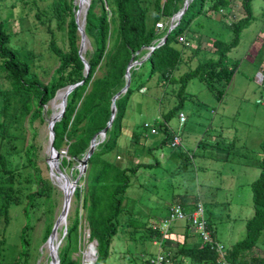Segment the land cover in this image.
<instances>
[{"label": "rangeland", "instance_id": "374dc122", "mask_svg": "<svg viewBox=\"0 0 264 264\" xmlns=\"http://www.w3.org/2000/svg\"><path fill=\"white\" fill-rule=\"evenodd\" d=\"M63 1L69 2L0 0V21L10 35L9 47L27 62L31 74L44 85L55 76L54 71L58 67V59L49 47L50 39L57 48L67 51L66 26L70 16L58 5ZM153 1L142 0L148 25H152ZM72 4L75 6V0ZM250 9L251 21L241 30L236 46L226 54L229 63H236V69L227 86H216L222 92L220 99L214 97L204 82L192 79L181 96L185 124L179 125L177 115L165 124L169 134L180 139L177 148H170L167 142L162 144L164 133L157 129L162 123V116L178 103L177 80L198 63L216 58L211 47L214 40L225 44L232 40L229 26L244 16L240 0H231L229 6L220 11L205 9L172 43L175 49L181 51L182 59L168 82L161 81L158 74L148 79L149 67L144 62L147 50L136 55L135 61L140 65L132 64L130 87L135 88L141 83L143 89L133 91L129 96L116 146L103 156L104 160L113 161L119 169L136 167L135 174L129 175V185L122 196V211L116 218V234L111 239L107 264H146L147 259L158 253L159 243L162 244V251L175 254L183 244L182 233L187 230L183 227L184 222H174L162 240L156 236L148 238L144 234L145 228L158 225L166 217L169 207L181 201L186 207L192 206V210L197 206L203 208L204 217L212 224L216 242L224 249H229L243 238L245 221L253 212L249 184L258 176L261 156L258 144L263 139L264 128V89L254 79L257 72L264 75V0H251ZM57 11L65 16L63 21L57 20ZM157 22L162 23L164 28L155 31L159 43L172 21L171 18L160 17ZM79 44L78 39V47ZM80 45L82 47L83 42ZM82 50V58L91 51L88 39L86 49L82 47ZM102 73L101 67L95 77ZM8 89V79L0 72V91ZM62 98H58L53 111L48 108L51 101L43 106L39 118L29 121V116H26L18 118L15 123H8L7 135L16 137L12 140L13 151L6 150L5 155L29 182L21 184L24 188L21 196L26 192H38L28 207L29 227L25 234L27 264H49L43 235L46 228H52L62 207L64 193L54 184L47 155L48 119L50 114L54 115L52 119L58 115ZM1 107L0 96V121L4 122ZM11 112L12 108H9L7 113ZM213 141L223 151L219 160H212L205 148ZM28 146L33 148V166L37 172L27 163L25 149ZM57 153L60 171L68 181L73 182L77 177L78 163L62 167V159H68L65 148L62 146ZM224 153H227L226 159ZM86 168L80 173L75 187L81 188L82 193L85 191L83 178ZM35 176L44 182L45 188L35 181ZM23 205L24 200L20 205L9 208L8 225L4 231L0 227V234L5 240L0 264H10L20 251L18 235L25 224ZM76 214L78 239L71 260L73 264H82L94 242L88 241L81 199L75 200L72 194L66 228ZM66 228L57 256L64 245ZM249 252L253 255L264 253V231ZM175 260L178 264H190L180 257Z\"/></svg>", "mask_w": 264, "mask_h": 264}, {"label": "trees", "instance_id": "16d2710c", "mask_svg": "<svg viewBox=\"0 0 264 264\" xmlns=\"http://www.w3.org/2000/svg\"><path fill=\"white\" fill-rule=\"evenodd\" d=\"M73 1L58 3L70 16L66 26L67 51L57 48L52 38L50 39L49 47L58 59V67L54 71L55 76L51 77L45 85L31 74L27 62L21 60L17 52L9 47L10 35L0 21V72L8 79L9 85L8 90L0 91L1 117L4 119V122L0 121V227L4 231L9 222V208L20 205L22 200H24L22 214L25 218V224L18 235L20 251L10 264H27L28 262L25 240L29 227L28 207L38 192H26L21 196L24 190L21 184L29 182L18 170L17 165L12 164L5 155L6 150L13 151L12 140L16 137L13 134L7 135L8 123H15L18 118L26 116H29V121L39 118L43 106L51 101L58 90L81 83L66 96L63 115L52 127V147L58 152L63 146L68 159H62L61 165L62 167L71 166L84 156L93 136L105 128L110 116L111 98L124 86L125 71L131 59L135 61L137 54L149 47L153 48L144 61L149 67L148 79L158 74L161 81L168 82L182 59L181 51L175 49L172 43L188 29L201 12H205V9L220 11L227 8L231 0H192L178 24L164 34L165 39L158 47H154L159 40L155 32L159 29L154 27L155 24L160 17L172 18L180 11L184 0H154L152 25L146 22V8L142 6V0H89L83 26L85 37L91 46V51L83 55V60L88 66L86 75L83 62L77 54L79 35L73 10L77 19L78 0H75L77 7L73 6ZM250 2L251 0H240L244 16L230 24L232 40L228 44L218 40L211 43L216 58L198 63L178 78V103L162 116V123L157 127L164 133L162 144L168 143L172 137L165 124L173 115L182 112L183 98L181 96L190 80L197 78L204 82L214 97L217 100L220 99L222 92L216 86H227L236 69V63H229L226 54L236 46L241 30L247 27L252 19ZM52 11L55 12V9L52 8ZM55 16L59 22L65 19L59 11ZM47 32L50 34L48 28ZM193 55H195L194 52ZM101 67L102 75L95 77V73ZM131 71L130 78L133 73ZM261 88L264 89V79ZM142 89L141 83L135 88H131L129 83L126 92L115 100V115L111 125L105 133L104 140L95 147L86 163L87 168L83 178L85 191L82 193L81 188L77 187L73 193L75 200L81 199L88 229V241L96 243L94 264H107L111 239L116 234V218L122 211V196L129 185V175L136 172V167L119 169L113 161L104 160L103 156L116 146L129 96L133 91L140 92ZM9 108H12L10 114L7 113ZM184 124L185 122L182 126ZM214 145L221 149L219 144ZM31 149H33L32 146L25 149L26 160L37 172L33 166L34 156ZM258 149L261 154L258 161V176L249 184L253 212L252 216L245 221L243 238L229 249L222 247L223 252L220 256L213 245L201 243L198 238H196L198 241L196 244L188 245L186 237L188 226L185 225L187 230L182 233L183 244L175 251V254H170L171 264H178L175 262L177 257L187 260L190 264H264V253L253 255L249 252L264 231V128L263 139L258 144ZM35 181L46 187L38 176H35ZM176 204H179L185 212L192 209L190 206L186 207L183 201ZM205 223L212 242L218 244L214 238L212 224L206 217ZM50 230L51 226L46 228L43 241H46ZM144 236L160 238L158 232L150 227L145 228ZM77 239L78 217L76 214L66 228L64 245L58 252V264H73L71 257L76 251ZM4 241V235L0 234V260Z\"/></svg>", "mask_w": 264, "mask_h": 264}, {"label": "water", "instance_id": "95a60500", "mask_svg": "<svg viewBox=\"0 0 264 264\" xmlns=\"http://www.w3.org/2000/svg\"><path fill=\"white\" fill-rule=\"evenodd\" d=\"M191 1H192V0H184V1H183V4H182V7H181L180 11L177 12V13L171 18V21L173 22V24H172V26H171V28H170L169 30H171L173 27H175V26L178 24V22H179L181 16L184 14V12H185V10H186L188 4H189ZM87 8H88V3H87L86 8H85L84 11H83V16H82V26H81V28L78 27V25H77L76 14H74V16H73V18H74V22H75V24L77 25V33H78V35H79L80 44H81V42L86 38V37H85V34H84V31H83V26H84V18H85V14H86V12H87ZM169 30H168V31H169ZM164 39H165V36H164V37L161 39V41H160L159 43H157L154 47H158L159 45H161V44L163 43ZM80 44H79V47H78L77 54H78L80 60L83 62V65H84V74L86 75V74H87V71H88V66H87L86 62L83 60V58H82V56H81V47H80ZM152 50H153V48H150V50H149V52L147 53L145 59L149 56V54H150V52H151ZM145 59H144V60H145ZM133 63H134V64H138V65H140V63H138V62H136V61H133L132 59H131V61L129 62V64H128L127 68H126V71H125V75H124V79H125L124 86H123L118 92H116V93L112 96V98H111L110 116H109V119H108V122H107L105 128H104L103 130H101L97 135L93 136V138H92V139L90 140V142H89V146H88V148H87V150H86L84 156H83L80 160H78V162H77V163H78V167H77V168L80 167V169H78V171H77L78 173H77V177H76V179H75L73 182H71V185H70V189H71L70 194H71V193L73 194V191H74V189H75V187H76V182H77V180H78L79 177H80V173L84 170V167L86 166V163H87L88 158L91 156V154H92L93 151H94V144H95L94 141H95V138H96L97 136H100L101 142L104 140L105 133H106V131L109 129V127H110V125H111V122H112V120H113V118H114V115H115V106H114V102H115V100H116L119 96L123 95V94L126 92L127 88L129 87V83H130V73L128 72V70H129L130 65L133 64ZM80 84H81V83H78V84H74V85H71V86H66L65 88H63V98H62V101H61V108H60V111H59V113H58V115H57V117H56L55 119H53L52 121L48 122V134H49V139H48V140H49V146H48L49 148H48V149L50 150L51 153L54 154L55 163L57 162L59 155H58V153H57V152L53 149V147H52V142H53V130H52V127H53L54 123L57 122V121H59L60 118H61L62 115H63L64 107H65L66 96L69 94V92H70L73 88H75L76 86H78V85H80ZM56 94H57V92L55 93L54 97L56 96ZM54 97H53V98H54ZM53 98L51 99V101L53 100ZM57 172H59V171L57 170ZM67 203H68V202L65 200V197H64V195H63V202H62L61 211H60V213H59L57 219L55 220V222H54V224H53V226H52V228H51V230H50V233H49V235H48V237H47L45 243H47L48 240L50 239V237H51V235H52V233H53L54 227H55V225H56L58 219H59L61 216H62V217L65 216V214H66V212H67V209H68V207H67ZM90 246H91V247H92V246L95 247V246H96V243H91ZM94 252H95V250H94ZM48 258H49V264L52 263V262H53V264H58V256H56V260H53V258L48 254ZM95 259H96V257H95L94 260H93V264H94Z\"/></svg>", "mask_w": 264, "mask_h": 264}, {"label": "built area", "instance_id": "2783aa9c", "mask_svg": "<svg viewBox=\"0 0 264 264\" xmlns=\"http://www.w3.org/2000/svg\"><path fill=\"white\" fill-rule=\"evenodd\" d=\"M172 24L173 22L169 24V29L171 28ZM155 28L159 30L162 29L163 28L162 23L157 22L155 24ZM150 48L151 47L147 48V50L149 51ZM254 79L255 82L262 87V83L264 79L262 72H257ZM177 119L179 125L181 126L186 120L185 115L182 112H179L177 114ZM144 127H148V126L144 125ZM151 132H153V130H151ZM168 144L170 148L173 149L177 148L180 146V139L174 135L171 137ZM174 222H184L188 226V229L197 236V238L201 243L209 244L211 246L213 245L214 250L218 252L221 256L223 252V248L222 246L212 242L210 233L206 227L205 218L203 215V208L201 206H197L193 210L189 212H185L179 204H172L167 210L166 217H164L158 225H151L150 228L153 231H157L158 234L160 235V240H162V237L169 231L171 225ZM153 244L155 245L156 242H154ZM161 245H162L161 243L158 244V250H159L158 253L154 257L147 259L146 264H171V258L169 252L162 251Z\"/></svg>", "mask_w": 264, "mask_h": 264}, {"label": "bare ground", "instance_id": "6f19581e", "mask_svg": "<svg viewBox=\"0 0 264 264\" xmlns=\"http://www.w3.org/2000/svg\"><path fill=\"white\" fill-rule=\"evenodd\" d=\"M87 1L88 0H78L77 25L80 28L82 26V16H83V11H84V9L87 6ZM75 5L77 6V2H76ZM82 42H83V45H82L83 49H86V47H87V39L85 38ZM82 42H81V44H82ZM80 47H81V45H80ZM82 47H81V52H83ZM131 67H133L132 64L129 67V70H128L129 73H130ZM60 97H63V91H58L57 94H56V96L49 103L48 108L50 109V111H53L55 109L56 104H57V100ZM52 116H54V115L52 114ZM52 116L50 114V117L48 119V122H50V121L53 120L52 119ZM100 142H101L100 136H97L95 138V141H94V143H95L94 144V149H95V147ZM47 155H48V160L50 161V164H51L50 170L52 169V171H53V173H52L53 174L52 175L53 178L52 179H54V184H55L56 187H58L64 193L65 200L68 202L67 203V207H69L70 200H71V196H72V193L70 194V191H71V189H70L71 182L68 181V179L66 178V176H64V174L60 171L58 160L55 163L54 154L51 153L50 150H48ZM79 169H80V167H79ZM57 170L59 172H57ZM55 172H57L56 174H58V176L55 175ZM67 212H68V209H67ZM67 212H66L65 216H63V217L61 216L58 219V221H57V223H56V225L54 227V230H53V233H52L50 239L48 240V242L44 246L45 251L47 252V254H49L53 258V260H56L58 246L60 245L61 240H62V237H63L62 233H63V231L66 228V216H67ZM94 250H95V247H93V246L92 247L90 246L88 248V250H87V252L85 254V257L83 259L82 264H93V260L95 258L94 257L95 256ZM51 264H53V262Z\"/></svg>", "mask_w": 264, "mask_h": 264}, {"label": "crops", "instance_id": "0c3cea01", "mask_svg": "<svg viewBox=\"0 0 264 264\" xmlns=\"http://www.w3.org/2000/svg\"><path fill=\"white\" fill-rule=\"evenodd\" d=\"M216 142H212L211 144H207V145H205L206 147V149H208V151H209V157L210 158H212V160H219L220 158H222V150L221 149H218V148H216L215 147V144ZM200 144V143H199ZM200 146H202L201 144H200ZM204 146V145H203ZM225 154V159H226V155H227V153H224ZM231 180H232V178H231ZM192 207V206H191ZM184 227V226H183ZM188 234H186V237L188 238L187 239V243H188V245H193V244H196L198 241H197V239H196V236H194L192 233H189V232H187ZM214 238H215V236H214ZM190 239H192L193 241H190V243L188 242ZM216 240V239H215Z\"/></svg>", "mask_w": 264, "mask_h": 264}, {"label": "clouds", "instance_id": "9594fccd", "mask_svg": "<svg viewBox=\"0 0 264 264\" xmlns=\"http://www.w3.org/2000/svg\"><path fill=\"white\" fill-rule=\"evenodd\" d=\"M156 44H157V43H156ZM147 51H148V50H147ZM148 52H149V51H148ZM148 52H147V53H148ZM146 59H147V58H146ZM146 59H145V60H146ZM191 210H192V209H191ZM204 218H205V217H204ZM185 225H186V224L184 223V226H185ZM186 226H187V225H186ZM188 231H189V233H192V231H190L189 229H188ZM168 232H169V231H168ZM192 234L195 235L194 233H192ZM195 236H196V235H195ZM196 238H197V236H196Z\"/></svg>", "mask_w": 264, "mask_h": 264}]
</instances>
